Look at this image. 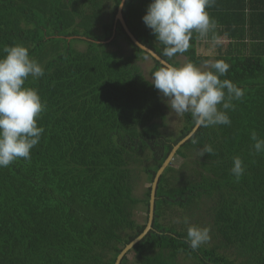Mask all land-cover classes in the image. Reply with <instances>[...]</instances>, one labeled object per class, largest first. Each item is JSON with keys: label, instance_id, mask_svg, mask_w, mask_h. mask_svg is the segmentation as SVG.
Segmentation results:
<instances>
[{"label": "trees", "instance_id": "obj_1", "mask_svg": "<svg viewBox=\"0 0 264 264\" xmlns=\"http://www.w3.org/2000/svg\"><path fill=\"white\" fill-rule=\"evenodd\" d=\"M151 0H126L122 15L133 36L164 61L198 67L230 65L229 79L245 89L227 110L230 125L199 127L159 179L151 231L124 257L137 264H264V0H216L206 9L218 22L171 59L143 23ZM119 0H0V57L22 45L44 68L24 87L46 105L44 132L23 158L0 168V264H115L145 230L152 184L174 147L195 128L190 114L176 138L167 136L166 106L140 65L148 53L116 20ZM124 40L133 53L124 52ZM83 45L80 48L77 45ZM216 50L202 54V45ZM155 62L152 73L161 67ZM210 70V69H208ZM196 141V143H193ZM213 153L201 156L205 146ZM245 172L237 181L233 159ZM146 178L142 197L136 191ZM143 206L145 222L136 218ZM202 222L211 244L193 251L183 221ZM207 222V223H205Z\"/></svg>", "mask_w": 264, "mask_h": 264}, {"label": "clouds", "instance_id": "obj_2", "mask_svg": "<svg viewBox=\"0 0 264 264\" xmlns=\"http://www.w3.org/2000/svg\"><path fill=\"white\" fill-rule=\"evenodd\" d=\"M215 3L216 0H151L142 20L163 46V55L171 59L191 47L194 33L207 38L215 32L218 22L206 10ZM119 6L123 8V0H119ZM3 51L6 55L0 57V168L21 158L31 160V150L44 132L43 127H38V120L46 109L38 91L24 87L29 76L43 77L44 68L22 45L5 47ZM205 63L210 70H202L191 62L177 67L163 61L152 73L151 84L166 98L164 102L171 112L178 116L190 114L196 127L230 125L227 110L235 109L232 101L241 100L246 90L229 79H221L230 68L225 61ZM251 139L257 153L264 151V139H258L255 131ZM206 153L211 155L213 148L206 145L200 155ZM244 172L243 161L235 157L232 175L239 181ZM183 222L189 225L186 240L193 251L210 240L209 228L191 225L188 217Z\"/></svg>", "mask_w": 264, "mask_h": 264}, {"label": "rangeland", "instance_id": "obj_3", "mask_svg": "<svg viewBox=\"0 0 264 264\" xmlns=\"http://www.w3.org/2000/svg\"><path fill=\"white\" fill-rule=\"evenodd\" d=\"M120 45L122 46L124 52H126L127 54L133 53V50L128 46V44L124 40L121 39ZM77 46H79L80 48L83 47V45H81V44H79ZM210 46H211V48L207 49V48H205V45L203 44L202 46H200L199 52L202 54L212 55L213 52L216 50V48L213 44H210ZM177 61L180 63V66L186 64V60L184 57H179ZM140 65H141L147 79L152 81V71H153L154 66H155V62L153 61V59L147 55L143 56L142 60L140 61ZM201 69L206 71L209 69V66L207 64H204L203 66H201ZM165 99L166 98H163V102L165 101ZM164 104L166 106V115H167V129L165 130V132H166L168 137L176 138L184 126V117L178 116L175 113L171 112L170 109L167 107L165 102H164ZM149 186H150V183H148V181L144 177L143 180L141 181L137 191H136V195L138 197H142L144 192L146 191V189ZM146 216H147V214H146L145 208L140 205L136 210V218L140 222L141 221L145 222L144 219ZM183 217H185V215L182 212H179L178 214L168 212L166 215L165 223H169V222L174 221V220H180ZM205 223H207V222H205ZM193 225L197 226L196 223H194ZM198 226L202 227V228L203 227L209 228L206 224H203L202 222H200V224ZM210 237H211L210 240L207 242L208 245L211 244V242H213V239H212L213 234L211 232H210ZM128 258H129L128 264H137L136 256L134 253L129 254ZM180 262H182L183 264H191V261L187 260L184 257L180 258Z\"/></svg>", "mask_w": 264, "mask_h": 264}, {"label": "water", "instance_id": "obj_4", "mask_svg": "<svg viewBox=\"0 0 264 264\" xmlns=\"http://www.w3.org/2000/svg\"><path fill=\"white\" fill-rule=\"evenodd\" d=\"M126 0H123V7L125 4ZM122 10L123 8L119 7L118 10V14L116 16V20L121 22V24L123 25L125 31L127 32V34L129 35V37L131 38V40L143 51H145L146 53H148L151 57H153L154 59H156L157 61H159L160 63H162L164 60L159 57L155 52H153L152 50H150L149 48H147L146 46L142 45L134 36L133 34H131V32L129 31L128 27L126 26V23L123 19V15H122ZM199 127H196L185 139H183L181 142H179L173 149V151L171 152L169 158L166 160V162L162 165V167L159 169L156 178L152 184V191H151V199H150V210H149V220L147 223V226L144 230V232L137 238L135 239L130 245H128L123 251L122 253L118 256L116 263L115 264H121L124 257L151 231L152 229V225L154 222V215H155V200H156V191H157V187H158V182L160 177L162 176V174L164 173V171L166 170V168L169 166V164L171 163V161L174 159L177 151L181 148L182 145H184L192 136L193 134L197 131Z\"/></svg>", "mask_w": 264, "mask_h": 264}]
</instances>
